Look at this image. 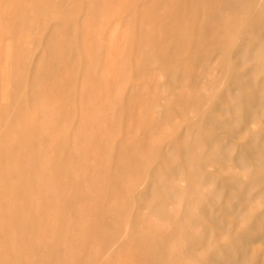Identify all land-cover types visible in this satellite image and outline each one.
Segmentation results:
<instances>
[{
  "label": "rangeland",
  "instance_id": "rangeland-1",
  "mask_svg": "<svg viewBox=\"0 0 264 264\" xmlns=\"http://www.w3.org/2000/svg\"><path fill=\"white\" fill-rule=\"evenodd\" d=\"M234 1L0 0V264H264V0Z\"/></svg>",
  "mask_w": 264,
  "mask_h": 264
},
{
  "label": "bare ground",
  "instance_id": "bare-ground-1",
  "mask_svg": "<svg viewBox=\"0 0 264 264\" xmlns=\"http://www.w3.org/2000/svg\"><path fill=\"white\" fill-rule=\"evenodd\" d=\"M223 1H225V0H223ZM237 1H238V0H236V1H234V2H237ZM260 1H261V0H260ZM242 2H243V0H242ZM258 2H259V0H258ZM237 3H238V2H237ZM240 3H241V2H240ZM245 3H246V2H245ZM259 4H260V3H259ZM232 5H233V4H232ZM242 5H243V4H242ZM235 7H236V5H235ZM239 7H241V6H239ZM242 8H243V6H242ZM261 8H262V7H261ZM263 8H264V7H263ZM263 8H262V9H263ZM215 14H217V13H215ZM216 16H217V15H216ZM219 16H220V15H219ZM227 18H228V17H227ZM232 18H233V17H232ZM216 19H217V18H216ZM226 20L228 21V19H226ZM232 20H234V18H233ZM224 21H225V20H224ZM215 23H216V22H215ZM225 23H226V22H225ZM217 24H218V19H217ZM214 25L217 26L216 24H214ZM222 25H223V24H222ZM228 25H229V24H228ZM228 27H229V26H225V27H224V29L227 28V33H228V31H229V30H228ZM216 28H217V27H216ZM219 28H220V27H219ZM221 28H222V27H221ZM261 47H262V46H261ZM259 49H260V48H258V50H259ZM234 55H235V54H234ZM210 110H211V109H210ZM262 235H263V234H262ZM255 239H256V237H255ZM236 257H237V255H236ZM228 261H229V260H228Z\"/></svg>",
  "mask_w": 264,
  "mask_h": 264
}]
</instances>
